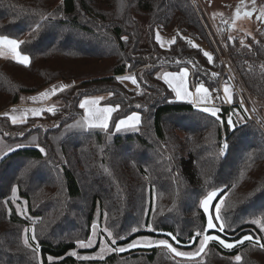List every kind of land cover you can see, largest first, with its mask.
I'll use <instances>...</instances> for the list:
<instances>
[{
  "label": "trees",
  "instance_id": "16d2710c",
  "mask_svg": "<svg viewBox=\"0 0 264 264\" xmlns=\"http://www.w3.org/2000/svg\"><path fill=\"white\" fill-rule=\"evenodd\" d=\"M156 29L176 33L175 43L162 47ZM0 36L24 41L19 50L30 56L26 66L0 55V264H264L255 243L264 244V228L253 222L264 224L263 131L237 105L236 93L234 105L220 94L212 116L176 100L158 78L163 67L186 66L195 82L219 87L223 68L190 0H0ZM227 38L264 109V28ZM189 40L206 42L213 62ZM128 75L139 88L116 79ZM60 80L74 84L55 96L53 114L15 124L2 114ZM94 95L119 105L107 130L84 123L79 104ZM133 112L141 113V124L117 132L115 123ZM218 189L223 232L207 229L200 207ZM96 223L125 250L72 255L94 250L79 241L92 236ZM198 232L254 239L231 249L210 241L197 257L164 246L128 247L138 238L166 239L191 252Z\"/></svg>",
  "mask_w": 264,
  "mask_h": 264
},
{
  "label": "snow or ice",
  "instance_id": "6c2138e0",
  "mask_svg": "<svg viewBox=\"0 0 264 264\" xmlns=\"http://www.w3.org/2000/svg\"><path fill=\"white\" fill-rule=\"evenodd\" d=\"M252 3L255 4V0H252ZM244 14L249 16V17L252 16L251 11H247ZM236 15L237 16L240 15L239 9L236 10ZM46 18L47 17H45V19ZM257 19L264 21V11H261V14L259 17H257ZM38 27H39V25H37V28ZM155 38L158 42L161 41V36H160L159 31H157ZM121 39H124L126 41L127 37L126 36L121 37ZM230 39H231V37H230ZM188 42L191 43L192 47H194V48L199 47L198 45L192 43L191 40H189ZM22 43H24V41L9 39V37H7V36H0V49L7 48L8 51L12 54V57L14 60H16L20 64L27 66L30 63V57L28 55H23L20 53V51H18V49ZM168 43L174 44L175 38L169 40ZM241 44H243V41H241ZM161 46L163 47V44H161ZM0 54H2V53H0ZM203 55L205 57H207V60L209 63L213 62L212 54H210L207 51H204ZM129 67H131V65H129ZM188 75H189V70L185 67L177 73L165 72V73H163L162 77H158V78H162L165 81V83H167L169 85V87L173 89V91L176 94L177 99H189V98L195 97L194 103L199 105L200 103H203L205 101V99L210 95L209 89L207 87H205V85L203 83H200V84L195 86V93L191 92L189 90L188 84H187ZM218 75H219L218 73H215V72L212 73L213 77H216ZM116 79L121 80V81L130 80L133 85H137V87H139L138 80H137L136 76H134V75H129V76H125V77H117ZM69 86L70 85H67V84H61L59 86H53L52 89L50 90V92H48V91L42 92V93H40V96L46 98L49 95L56 94V92H58V91H63L65 88H67ZM223 92H224L225 96L227 97L228 102H231L232 96H231L229 87L227 85L223 88ZM201 94H203V95H201ZM32 99L35 100L36 98L34 97ZM103 99H104V97H95V98H90V99L86 98L82 102H80L79 107L81 109H84V111H85L84 123L87 125V127H89V128H100L103 130H107L109 128V121L111 119V114L119 109V105L99 107L98 105L100 104V101H102ZM241 106H242V102H241ZM137 107H140V105H137ZM201 110L204 112L210 113L212 116H216L217 112L219 111L218 109H214V108H210V107H204ZM12 111L15 112V109H13ZM30 111L32 112V114L34 116H38L44 110L43 109H32ZM47 111H54V106L47 109ZM4 115L8 116L9 114L5 113ZM10 119H11L13 124L17 123L18 121L23 122V120H20L15 115L10 116ZM77 123H79V122H77ZM140 123H141L140 115L137 113H132L131 115L127 116L125 119H120L117 123H115V129L117 132H119L122 127L137 128V126ZM228 123H229V125H232L231 120H229ZM227 148H228V144H227V142H225L220 149L221 154H224L225 150ZM39 150L41 153H44L45 155H47L44 148L41 147ZM221 191L222 190L218 189V190H214V191L207 193L205 198H203L200 201V207L203 209L204 213H210V207L214 208V211H215L214 216L212 214L208 215L207 229L210 230V229L217 228V224L214 223V221H217V222H219V225H218L219 231L223 232L224 228H225V224L223 223L222 218L219 215L220 206L223 203V197L221 196L219 198L218 202L213 204V201L217 199L218 193ZM12 192H13V196H15L16 188H13ZM253 222L256 224H260V227L264 228V224H261L259 219L255 220ZM25 231H27V230H25ZM133 231H135V229H133ZM33 232H34V230H33ZM93 235H95V231L93 232ZM168 235L171 236L172 240L177 239L176 236L172 235L171 233H169ZM201 235H202V239H200V241H199V247L197 248V250L195 252H191V253L178 251L166 239H160L158 241L133 242V244H130L128 247H130V248L135 247L137 243H143L144 245H147V246H151V245L164 246V247L168 248L171 252L175 253L177 256L195 257V256H198L200 253L205 251V248L207 247V245L209 244L210 241H218L225 248L231 249V248L236 247L237 245H242L245 241H252L254 239L252 236L245 235L242 239L236 241L235 243H227L225 240L221 239L218 235H211V234L199 233V232L196 234L197 237H200ZM108 236L112 237V233L109 232ZM32 239L36 240V236L34 234L32 235ZM88 243L90 244L91 240H89ZM111 243L115 244L116 239H112ZM255 243L258 244L261 249H264V244L260 243L259 238H257L255 240ZM24 244L28 245V239L27 238L24 239ZM79 244L81 247L86 246L84 241H79ZM36 247L38 249L39 245H37ZM35 250L36 249H33V251H35ZM111 250L123 252L125 249L124 248H118V249H111ZM103 251H105V249L102 248L101 252H103ZM72 255H76V253L73 252ZM51 259L52 258L49 257V260H51ZM82 259H87V257H82ZM235 260L240 261L241 256L236 255Z\"/></svg>",
  "mask_w": 264,
  "mask_h": 264
},
{
  "label": "rangeland",
  "instance_id": "374dc122",
  "mask_svg": "<svg viewBox=\"0 0 264 264\" xmlns=\"http://www.w3.org/2000/svg\"><path fill=\"white\" fill-rule=\"evenodd\" d=\"M205 8H206L205 10L207 12V18L209 19L210 22H214L215 25H217V26H215V28L223 36V39L228 46V51L231 55H232V51H231V47L228 43L229 39L227 37H229V36L234 37L237 35H241L242 37H244L247 35H253L257 30L264 28V21L257 19V17L260 16L261 11H264V0H255V4L252 3V0H205ZM237 9L240 10L239 16L236 15ZM247 11L252 12L251 17L244 14ZM197 16H198V14H197ZM157 31H159L160 36H161V41L159 43L163 44L164 48L170 47L171 44L168 43L169 40H171L173 38H175V40H176V38H177V34L174 32H167V31H163L161 29H156V33H157ZM195 44L201 46L203 51H207L210 54H212L210 51V47L206 42H203V43L195 42ZM210 44H211V42H210ZM211 46L215 52L213 44H211ZM18 51H20V50L18 49ZM0 53H2L0 55L3 58L12 57V54L8 51L7 48L0 49ZM20 53L23 55H28L22 51H20ZM215 54H216L217 58L219 59L221 65H222L223 74H224V66L222 64L221 58L217 52H215ZM232 57H233V55H232ZM233 60L235 62L236 67L238 68L237 62H236L234 57H233ZM238 70H239V68H238ZM169 71H171L169 68H161L158 75L160 77H162L163 73L169 72ZM239 72H240V70H239ZM241 76H242V74H241ZM242 79L244 80L243 76H242ZM60 81H62V80H60ZM123 81L125 84H127L130 87L139 88V87H137V85H133L130 80H123ZM244 82H245V80H244ZM200 83H203L205 85V87H207L209 89V87L204 82H201V81L200 82H194V80H193L192 85H193L194 92H195V86L200 84ZM245 84H246V82H245ZM246 86H247V84H246ZM247 88L249 89L248 86H247ZM229 90H230L231 96L233 98V95L235 92L232 91L233 89L231 86H229ZM249 91H250V89H249ZM209 93H210V95L205 100L214 101L215 99L212 98L210 89H209ZM250 94L252 96L253 103H254L255 107L258 108L264 114V109H262L260 107L261 105L259 104L256 97L252 94L251 91H250ZM201 95H203V94H201ZM25 97H28V96H25ZM217 108L219 109V107H217ZM244 109H243V111H244ZM237 113L239 114V112H237ZM256 115H258L257 111H256ZM249 117H251V116L249 115ZM252 119H253V121H255L254 118H252ZM260 129L264 133V130L261 127H260ZM214 201H213V204L215 203ZM206 214H207V217L209 214H212L214 216L215 215L214 208L210 207V213H206ZM214 223L217 224V228L210 229V230H218L219 222L214 221ZM94 231H95V235H93V233H92V236L88 240L84 241L86 246L81 247L79 244L80 248H86V249L93 248L94 250H87L86 252L79 254L78 249H76L74 251H71V254L73 252H75L77 256H81V257L104 258L108 254L113 252L111 249L121 248L120 245H118L116 243L115 244L111 243L112 239H115L114 236L112 235V237H109L108 233L110 231L107 228H105L104 226H102L101 224L96 223L94 226L93 232ZM206 234H208V233H206ZM211 235H218L221 239L225 240L227 243H235V242L228 241V240L224 239L219 234H217V232H213ZM201 239H202V237H201ZM89 240H91L90 244L88 243ZM143 241H158V240H155L152 238H138L134 242H143ZM137 245L147 246V245H144L143 243H137L136 246ZM198 247H199V245H198ZM102 248L105 249V251L101 252ZM197 248L191 252H195L197 250ZM178 251H180V250H178ZM191 252H188V253H191ZM195 257H197V256H195ZM51 258L54 259V257H51Z\"/></svg>",
  "mask_w": 264,
  "mask_h": 264
},
{
  "label": "built area",
  "instance_id": "2783aa9c",
  "mask_svg": "<svg viewBox=\"0 0 264 264\" xmlns=\"http://www.w3.org/2000/svg\"><path fill=\"white\" fill-rule=\"evenodd\" d=\"M194 10L198 14V17L206 31V34L209 38L211 44L215 49V52L221 58L222 64L224 66V74L222 75L218 89L212 91V97L217 98L218 95L222 94L226 99L223 92V88L227 85L228 87L231 86L233 91L239 97V102L237 105L241 106L246 109L248 114L255 119L257 125H259L264 130V114L255 107L253 103L252 96L250 94L249 89L247 88L242 76L235 65L232 55L228 51V46L223 39V36L217 31L215 28V23L210 22L207 18V12L205 8V0H190ZM227 105H234L232 102H228ZM256 111L258 115H256Z\"/></svg>",
  "mask_w": 264,
  "mask_h": 264
},
{
  "label": "crops",
  "instance_id": "0c3cea01",
  "mask_svg": "<svg viewBox=\"0 0 264 264\" xmlns=\"http://www.w3.org/2000/svg\"><path fill=\"white\" fill-rule=\"evenodd\" d=\"M186 66H182V67H180L178 70H172V69H170L171 71H169V72H171V73H177V72H179L181 69H183V68H185ZM163 68H165V67H163ZM188 70H189V75H188V77H187V84H188V88H189V90L191 91V92H193V93H195L194 92V89H193V85H192V82H193V75H192V70L190 69V68H188V67H186ZM164 81V80H163ZM165 82V81H164ZM195 82V81H194ZM61 84H67V85H70L69 87H67V88H70L71 86H73V84H74V82L72 81V80H62V81H58V82H56V83H54V84H52L51 86H49L48 88H46V89H44L43 91H41V92H39V93H36V94H33V95H29L28 97H26V98H24V100H23V103H21V104H17V105H14V106H11V107H9L8 109H6L5 111H3V113L2 114H5V113H8L9 115H8V117L10 118V116H12V115H15V116H17L20 120H23V122H25L26 120H28L29 118H33V117H40L45 111H47V109H49V108H51V107H53L54 106V111H56L57 110V106L56 105H54L53 104V101H54V98H55V96H57L60 92H62V91H58V92H56V94H54V95H49L48 97H41L40 96V93H42V92H46V91H48V92H50V90L52 89V87L53 86H59V85H61ZM166 85L169 87V85L166 83ZM67 88H65V89H67ZM170 88V87H169ZM64 89V90H65ZM172 91H173V89L172 88H170ZM212 91L213 90H211V96H212ZM233 91V90H232ZM234 92V91H233ZM173 93H174V96H175V99L176 100H178V101H186V102H190V103H193L194 105H196V106H200V107H210V108H214V109H216L217 107H212V106H217V105H221L222 103H220L219 102V99H220V95H218V97L217 98H214L215 100L214 101H208V100H205L203 103H200L199 105H197L196 103H194V100H195V97H193V98H189V99H177L176 98V94H175V92L173 91ZM36 98L35 100H33L32 98ZM95 97H104L105 98V96H101V95H94V96H86V97H84L83 99H82V101L84 100V99H86V98H95ZM213 98V97H212ZM226 99V98H225ZM81 101V102H82ZM231 101H232V103H233V100L231 99ZM226 102H227V99H226ZM234 104V103H233ZM238 104V103H237ZM209 105H211V106H209ZM99 107H107V106H114V105H111V104H104V103H102V101H100V104L98 105ZM242 107V106H241ZM242 108H244V107H242ZM13 109H15V112H13L12 110ZM32 109H43L44 111L40 114V115H38V116H34L33 114H32V112L30 111V110H32ZM54 111H48V112H50V113H54ZM133 113H137V114H139L140 115V117H141V121H142V115H141V113H139V112H133ZM248 113V112H247ZM23 114V115H22ZM113 114H114V112L111 114V119H110V121H109V126H110V124H111V120H112V117H113ZM132 114V113H131ZM131 114H129V115H131ZM128 115V116H129ZM249 115V114H248ZM84 117H85V111H84ZM127 117V116H126ZM126 117H123V118H120V119H125ZM119 119V120H120ZM118 120V121H119ZM117 121V122H118ZM116 122V123H117ZM17 123H22V122H17ZM141 124V123H140ZM139 124V125H140ZM138 125V126H139ZM126 128H131V127H122L121 128V130L122 129H126ZM116 130V129H115Z\"/></svg>",
  "mask_w": 264,
  "mask_h": 264
}]
</instances>
